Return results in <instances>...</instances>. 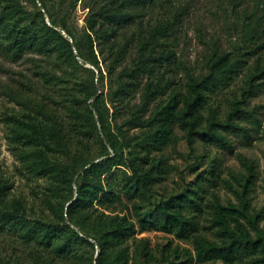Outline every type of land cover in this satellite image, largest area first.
<instances>
[{
    "label": "trees",
    "instance_id": "1",
    "mask_svg": "<svg viewBox=\"0 0 264 264\" xmlns=\"http://www.w3.org/2000/svg\"><path fill=\"white\" fill-rule=\"evenodd\" d=\"M33 1L30 9L22 0H0V50L13 59L36 52L58 64L74 63L93 73L79 63L75 47L83 61L98 68L99 80H103L100 54L113 111L102 93L97 95L94 79H76L64 87L70 115L67 124L43 101H34L27 111L11 117L13 148L34 176L47 179L44 214L37 217L28 215L22 198H9V184L0 180V228L17 231L29 248L28 264H55L56 256L82 264H136L129 262L126 242L146 229L191 240L193 252L163 247L162 262L170 264L174 254L177 258L183 255L184 264L240 260L264 264V226L259 224L260 214L251 212L247 196L251 171L242 189L235 190L238 203L221 202L216 191L204 201L205 188L198 179L144 210L151 203L154 183L165 171L164 146L178 139L171 126L174 120L186 130L189 143L199 138L230 147L223 129L248 132L239 120L247 115L255 118L257 107L249 109L247 102L264 78V54L247 66L240 95L233 97L225 118L220 119L208 102L210 94L228 83L246 62L243 57L256 53V48L235 54L213 51L206 61L207 71L188 70L180 90L165 75V68L176 62L170 38L174 39L182 10L154 23L146 19L157 3L169 7L173 0H87L90 9L77 34L68 27L67 11L60 12L78 0H39L41 6ZM56 13L60 14L57 18ZM32 58L41 67L38 57ZM50 73L43 71V76ZM54 80L66 82L68 75L52 73L45 81ZM130 129L137 131L129 133ZM96 145L99 155L85 157ZM209 181L216 183L214 177ZM189 204L199 210L207 207L209 228H215L217 239L200 231L194 215L187 211ZM143 246L147 260L153 259L150 248Z\"/></svg>",
    "mask_w": 264,
    "mask_h": 264
},
{
    "label": "rangeland",
    "instance_id": "2",
    "mask_svg": "<svg viewBox=\"0 0 264 264\" xmlns=\"http://www.w3.org/2000/svg\"><path fill=\"white\" fill-rule=\"evenodd\" d=\"M22 1L30 9L34 7L33 0ZM36 3L40 5L39 0H36ZM87 5V0H78L73 6L61 9L60 13L67 11L68 27L74 34L81 32L85 25L90 9ZM176 9L182 10L180 20L176 24L174 39L170 38V47L176 52V62L165 68V75L171 76L178 89L183 90L188 70L196 74L207 71L206 61L215 50L231 51L234 54L252 48L257 50L256 53L249 52L245 55L243 58L246 62L233 78L210 94L208 102L216 108L218 117L224 119L231 100L235 95H240L247 66L257 55L264 54V0H173L169 7L164 2H159L148 11L146 19L154 23L156 19L171 17ZM59 15L56 13L54 17L57 18ZM46 16L49 18L47 13L45 19ZM60 31L65 35V30ZM70 41L73 42L72 37ZM74 51L77 55L75 47ZM32 57H38L37 63H40L41 67L36 66V61ZM76 57L81 65L92 69L93 73L74 63L58 64L54 59L36 52L30 51L18 59H13L0 50V180H6L9 184L7 194L9 198L19 197L24 200L30 217L44 214L42 198L47 179L34 176L13 148L9 130L11 117L27 111V105L34 101H43L67 124L70 115L66 107L67 95L64 87L72 85L76 79H94L98 87L97 95L102 93L101 97L104 98L110 113L113 111L108 93L109 81L101 55L98 54V58L104 73L103 80H99V70L96 66L83 61L81 57ZM43 71L51 73L49 76H43ZM52 73L56 75L66 73L68 80L63 83L58 80L45 81ZM135 98L138 100V94ZM247 107L249 109L257 107L255 118L247 115L239 120V123L248 128L247 133L222 130L230 147L215 141L205 142L199 138L189 143L186 130L174 120L171 126L178 139L175 143L164 146L165 171L162 178L154 183L155 191L151 196V203L145 206L144 210L152 208L163 197L181 192L188 183L194 185L198 179L205 188L204 201L211 197L212 191H216L221 202L238 203L235 190L242 189V184L251 171L252 183L247 196L251 212L260 214L259 224L264 226V78L256 92L249 97ZM203 114H207V109H204ZM116 121L121 122V117ZM135 131L137 130L130 129L129 133ZM99 152L100 148L96 145L84 156H97ZM210 177H214L216 183L209 181ZM187 211L194 215L200 231L209 238H218L214 232L215 228H209L211 222L207 207L199 210L189 204ZM126 243L129 262L136 264H169L161 261V250L167 246L179 250L187 248L193 252L189 237L178 238L173 233L152 229L137 231ZM144 244L154 254L153 259L147 260ZM30 260L29 248L23 244L17 231L9 226L0 228V264H28ZM170 261V264H184V257L182 255L181 258H177L172 254ZM55 264L82 262L56 256ZM193 264L199 263L194 261ZM203 264L225 263L209 261ZM231 264L245 263L240 260Z\"/></svg>",
    "mask_w": 264,
    "mask_h": 264
},
{
    "label": "water",
    "instance_id": "3",
    "mask_svg": "<svg viewBox=\"0 0 264 264\" xmlns=\"http://www.w3.org/2000/svg\"><path fill=\"white\" fill-rule=\"evenodd\" d=\"M39 4H40V2H39ZM40 6H41V4H40ZM42 8V10L44 11V8L43 7H41ZM46 21L50 24V20H49V18H48V16H46ZM58 29V28H57ZM60 30H62V31H64L63 30V28L62 27H60L59 28ZM65 33V35L69 38V39H71V36H69L66 32H64ZM77 56H78V58H80V56L78 55V53H77ZM102 158V157H101ZM101 158H98V159H96L95 161H98V160H100ZM95 161H93V162H95ZM87 167V166H86ZM86 167H84L81 171H83ZM80 171V172H81ZM75 189H76V186H75ZM94 241V240H93Z\"/></svg>",
    "mask_w": 264,
    "mask_h": 264
}]
</instances>
